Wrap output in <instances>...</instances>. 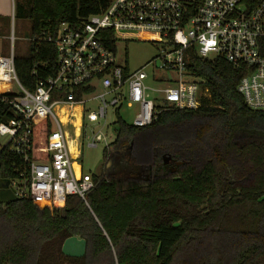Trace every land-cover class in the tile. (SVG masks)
I'll use <instances>...</instances> for the list:
<instances>
[{
  "label": "trees",
  "instance_id": "obj_1",
  "mask_svg": "<svg viewBox=\"0 0 264 264\" xmlns=\"http://www.w3.org/2000/svg\"><path fill=\"white\" fill-rule=\"evenodd\" d=\"M106 6L104 0H15V18L32 27L28 55L15 56L21 83L35 86L39 60L49 62V75L56 70L55 46H38L33 38L53 36L62 23ZM186 60L203 80L199 109L163 111L145 128L117 113L116 139L104 160L111 149H127V162L143 174L103 169L92 175L86 201L69 196L63 210L23 199L0 204V264H264V112L250 109L238 92L245 69L192 50ZM52 130L50 120L36 127L37 149ZM176 163L175 173L165 169ZM72 237L86 241L84 257L63 255Z\"/></svg>",
  "mask_w": 264,
  "mask_h": 264
},
{
  "label": "built area",
  "instance_id": "obj_2",
  "mask_svg": "<svg viewBox=\"0 0 264 264\" xmlns=\"http://www.w3.org/2000/svg\"><path fill=\"white\" fill-rule=\"evenodd\" d=\"M104 1L99 14L32 39L56 48L55 73L49 75V62L39 60L34 87L18 77L15 38L6 42L0 35V182H9L7 191L17 201L63 210L69 196L86 201L95 187L72 152L60 107L82 108L81 132L88 124L107 126L109 112L117 116L124 108L136 109L131 125L137 128L150 126L163 111L199 109L203 80L188 68L190 50L203 60L222 58L245 69L238 92L250 109L264 112V0ZM142 37L159 55L133 71L119 55L120 45ZM97 89L102 92L94 97ZM89 98L102 100L98 112L85 114ZM48 120L53 130L37 149L36 127ZM99 144L111 145L106 135L93 133L90 147Z\"/></svg>",
  "mask_w": 264,
  "mask_h": 264
},
{
  "label": "rangeland",
  "instance_id": "obj_3",
  "mask_svg": "<svg viewBox=\"0 0 264 264\" xmlns=\"http://www.w3.org/2000/svg\"><path fill=\"white\" fill-rule=\"evenodd\" d=\"M0 16L7 19L6 21H0V35L4 37L6 42L7 39L13 36L15 38V56L26 57L28 55L29 40L32 36V27L30 21L15 18V0L14 10L12 0H0ZM142 38L144 40L131 41L128 43L122 42L120 45L119 55L121 56L123 62L127 61L128 66L133 71L145 67L150 61L157 58L159 55L156 46H154L151 42L146 41L147 37ZM159 65H161V63L158 61V66ZM149 73H151L150 68L147 69V74L150 75ZM101 92V90L97 89L93 96H98L101 94ZM89 99L92 100L86 106L85 114H88L89 112H98V110L102 107V100L93 98ZM105 99L110 101L112 98L107 96ZM135 111V108L133 110L124 108L120 112V115L128 124L131 125L134 121ZM79 114L81 117L84 114L82 108L80 107H76L75 109H66L64 107H60L57 113L59 120L63 123L66 132L68 133V140L71 144L72 152L78 154L77 157L80 158L81 169L85 174L100 175L103 169L109 173H122L124 175L139 176L140 174H143L139 168L130 166L127 162V149L120 148L116 151L112 149L109 150L110 154L105 161V144H99L96 148L90 147L93 133L95 135H106L108 143L110 144L115 141L116 128L114 123L116 122L117 116L110 112L106 119L107 124L110 126H105V122L88 124L84 129L83 137L81 139V147H79V145L77 146L73 138H75L74 132L77 136L82 134L80 132V118H77Z\"/></svg>",
  "mask_w": 264,
  "mask_h": 264
},
{
  "label": "water",
  "instance_id": "obj_4",
  "mask_svg": "<svg viewBox=\"0 0 264 264\" xmlns=\"http://www.w3.org/2000/svg\"><path fill=\"white\" fill-rule=\"evenodd\" d=\"M180 163H176L174 168L170 170L171 173H175L177 168L180 167ZM8 181L3 180L0 182V204H9L16 202V197L9 191H7ZM87 251V243L83 239L77 237L69 238L65 241L62 247V253L64 256L69 258H82L85 256Z\"/></svg>",
  "mask_w": 264,
  "mask_h": 264
},
{
  "label": "crops",
  "instance_id": "obj_5",
  "mask_svg": "<svg viewBox=\"0 0 264 264\" xmlns=\"http://www.w3.org/2000/svg\"><path fill=\"white\" fill-rule=\"evenodd\" d=\"M13 1V3H14V0H12ZM76 107H78V106H75V107H64V108H67V109H73V108H76ZM77 118H80V124L82 123V121H83V116L81 117V115L79 114V116L77 117ZM74 130V129H73ZM80 132H81V129H80ZM82 134L80 135L79 134V136H77L76 134H75V132H74V136H75V138H73L74 139V141H75V144H77V146L79 145L80 146V144H81V139H82V137H83V133H84V131H82L81 132ZM71 137V136H70ZM77 138H78V140H77ZM77 140V141H76ZM77 152H78V149H77ZM74 155L75 156H78V154L77 153H74Z\"/></svg>",
  "mask_w": 264,
  "mask_h": 264
},
{
  "label": "flooded vegetation",
  "instance_id": "obj_6",
  "mask_svg": "<svg viewBox=\"0 0 264 264\" xmlns=\"http://www.w3.org/2000/svg\"><path fill=\"white\" fill-rule=\"evenodd\" d=\"M172 168L169 165H166V167H165V169H169V170H171Z\"/></svg>",
  "mask_w": 264,
  "mask_h": 264
},
{
  "label": "bare ground",
  "instance_id": "obj_7",
  "mask_svg": "<svg viewBox=\"0 0 264 264\" xmlns=\"http://www.w3.org/2000/svg\"><path fill=\"white\" fill-rule=\"evenodd\" d=\"M67 109V108H66ZM73 109H75V108H73Z\"/></svg>",
  "mask_w": 264,
  "mask_h": 264
}]
</instances>
